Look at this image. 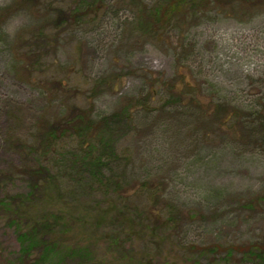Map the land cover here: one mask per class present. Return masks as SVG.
Wrapping results in <instances>:
<instances>
[{
	"label": "rangeland",
	"instance_id": "374dc122",
	"mask_svg": "<svg viewBox=\"0 0 264 264\" xmlns=\"http://www.w3.org/2000/svg\"><path fill=\"white\" fill-rule=\"evenodd\" d=\"M157 1L140 0L141 9ZM101 3L48 33L46 15L56 19L55 9L76 1L40 0L35 10L26 0H0V198L26 194L33 182L26 169L44 164L62 196L48 193L42 210L57 201L81 212L125 205L137 224L151 210L166 224L157 233L173 260L191 243H264V4L211 6L146 34L145 14L138 17L134 4ZM40 31L51 47L33 58L45 46L34 38ZM170 84L183 88L181 102L173 103ZM129 102L137 103L130 104L134 126L117 133L116 158L97 142L89 151L63 121L79 111L100 121ZM219 103L236 112L225 127L211 116ZM96 159L105 166L94 168ZM111 223L72 235L90 255L58 264H124L115 262L126 252L157 256L160 247L142 232L112 245L109 234L123 228ZM20 248L15 230L0 222V264H12Z\"/></svg>",
	"mask_w": 264,
	"mask_h": 264
},
{
	"label": "trees",
	"instance_id": "16d2710c",
	"mask_svg": "<svg viewBox=\"0 0 264 264\" xmlns=\"http://www.w3.org/2000/svg\"><path fill=\"white\" fill-rule=\"evenodd\" d=\"M28 7L39 9L37 3L40 0H26ZM76 1L75 6L70 8H57L55 12L56 19H52L46 15L45 21L47 24L48 33L55 26H65L68 21L80 22V19L91 14V11L99 10L102 7L101 0H74ZM95 1H99L94 4ZM128 3L134 4L139 10L138 17L140 14L144 15L146 26V34H157L158 32L167 31L172 24L177 22L179 19L185 20L188 15L197 16L200 13L208 10L211 6H219V8L233 9L236 4L250 7L252 5L264 4V0H158L157 4L152 8H144L143 11L140 6V0H126ZM84 3V4H83ZM90 4V6L88 5ZM137 4V5H136ZM26 5V4H25ZM18 9L24 8V6L17 7ZM10 9V8H9ZM92 9V10H91ZM138 12V11H137ZM50 12H48L49 14ZM141 14V15H142ZM140 18L138 21H141ZM65 28V27H61ZM55 31V30H54ZM45 32L40 31L34 38L36 41H42L45 46L38 44V50L32 52V57H40L44 53L42 50L49 52L51 47L50 36H46ZM59 37V36H58ZM41 49V50H40ZM36 61H34V64ZM190 83H185V87L191 88ZM168 89L172 93L173 103L181 102V97H185L183 88L181 91H177L176 85L170 84ZM138 103V101H137ZM137 103H128L125 107L120 109L119 113H114L100 121H93V117L89 112H77L73 115V119H64L65 125L69 126L73 132L80 137L81 142H86V146L89 148H95L94 142L104 148L106 157L109 155L116 156L115 143L118 141V132H123L128 128H133L132 121L134 120V108L132 105ZM184 103V102H183ZM132 104V105H130ZM188 104L198 108L199 111H203V114L209 113L210 109L199 106L198 102L190 99ZM198 105V106H197ZM214 107V106H213ZM143 108V107H140ZM203 108V109H201ZM207 111V112H206ZM235 110L227 104L219 103L215 104L214 110L211 116L218 121L221 127H225L229 121L235 118ZM209 115V114H208ZM225 115V116H224ZM221 116H223L221 118ZM62 122V121H61ZM131 124V125H130ZM264 129V123L261 125ZM54 135V129L49 132V136ZM93 143V144H92ZM96 145V146H97ZM43 148V146L41 147ZM105 163L101 159L94 161V168H102ZM30 176L33 178L32 184H30L29 191L26 194L18 193L14 195L5 194L4 197L0 198V222L7 223L17 233V239L21 244L20 251L17 254L16 260L12 264H50L49 258L59 259L58 263L64 259H80L85 260L90 250L89 247H81L80 243H73L72 238H75L77 232L87 231L90 229L92 232L101 229L103 224L106 222L111 223L113 228L119 221L121 229L120 233L109 234L108 238H113L112 245L122 246L124 242L120 239L125 237L129 241L132 237L140 236L139 232H142L144 240L147 239L155 242L157 247H160L156 253L157 256H151L147 252L141 253L126 252L122 253L119 257V262L124 264H205L202 263V259L207 260L206 264H264V243H249L245 245H227L222 246L220 244H213L211 246H199L195 243L185 245L182 250L177 251L179 258L174 260L165 254L163 247V241L165 240L157 231H161L165 228L166 224L161 221L158 215H155L153 211L152 215H147L148 218L141 220L140 224H137L135 220L129 217L128 209H119L116 206H112L107 210L95 209L85 210L83 206V212L80 211V207L76 205L78 211L74 210L73 207L68 204L63 208L60 201L55 202L53 208L41 209V206L46 203L49 205L50 202H44V199L50 201V195L55 194L57 198H61V191L57 185H55L56 179L51 175L50 170L46 165L40 164L37 167H29L26 169ZM58 204V205H56ZM114 207V208H113ZM127 214V215H126ZM149 214V213H148ZM111 216V217H110ZM146 216V214H144ZM153 218V227L150 226L149 220ZM149 219V220H148ZM147 220V222H145ZM139 222V221H138ZM137 228H135V226ZM106 227V226H105ZM117 227V226H116ZM125 227V230H124ZM137 230V231H136ZM122 236V237H121ZM124 239V238H123ZM111 240V239H110ZM146 243V242H144ZM147 244V243H146ZM162 245V246H161ZM41 249L40 254H37V250ZM182 253V255H181ZM56 254V255H53ZM184 254V256H183ZM186 254H191L194 257H185ZM239 256V257H238ZM51 259V260H52ZM156 260V261H155ZM92 260H89V262Z\"/></svg>",
	"mask_w": 264,
	"mask_h": 264
}]
</instances>
